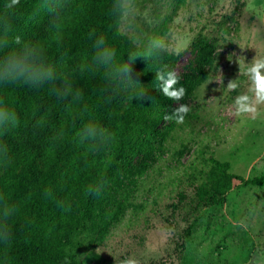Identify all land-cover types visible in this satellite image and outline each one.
Here are the masks:
<instances>
[{
  "label": "trees",
  "instance_id": "16d2710c",
  "mask_svg": "<svg viewBox=\"0 0 264 264\" xmlns=\"http://www.w3.org/2000/svg\"><path fill=\"white\" fill-rule=\"evenodd\" d=\"M9 3L0 0V37L7 23L9 39L19 35L40 50L45 62L61 80L79 89L82 98L58 100L47 84L0 87V97L20 120L15 131L0 137L8 150L7 161H0V197L16 208L7 221L10 244L0 245V264H81L67 249L66 239L90 233L103 242L123 219L144 174L133 161L154 153L156 131L174 100L157 87V64L151 60L141 57L132 65L133 79L140 83L133 88L112 82L94 63V40L99 36L116 49L118 61L126 60L130 51L143 50L116 28L112 0H67L58 18L41 6L42 0H20L12 8ZM163 59L173 70L180 55ZM205 61L202 56L197 74L181 83L185 97L205 82ZM89 123L110 136L94 150L77 137ZM211 162L196 189L200 202L227 194L235 182L264 187V174L245 179L230 173L228 163L214 158ZM90 186L99 187L100 194L89 195ZM46 190L51 195H45ZM58 202L71 210L64 211Z\"/></svg>",
  "mask_w": 264,
  "mask_h": 264
},
{
  "label": "rangeland",
  "instance_id": "374dc122",
  "mask_svg": "<svg viewBox=\"0 0 264 264\" xmlns=\"http://www.w3.org/2000/svg\"><path fill=\"white\" fill-rule=\"evenodd\" d=\"M138 8L135 33H120L139 38L140 47L170 31L186 35L190 44L173 69L177 86L197 74L202 56L206 80L169 107L167 115L187 104L184 122L164 119L154 153L134 159L144 174L123 219L103 242L90 233L71 236L67 249L81 264H119L122 257L138 264H248L264 255V187L235 182L227 194L204 202L196 189L212 158L245 179L264 174V106L256 119L238 117L232 108L247 90L238 58L250 63L264 56V0H138ZM235 79L240 88L227 91Z\"/></svg>",
  "mask_w": 264,
  "mask_h": 264
},
{
  "label": "clouds",
  "instance_id": "9594fccd",
  "mask_svg": "<svg viewBox=\"0 0 264 264\" xmlns=\"http://www.w3.org/2000/svg\"><path fill=\"white\" fill-rule=\"evenodd\" d=\"M20 3V0H10L7 7L12 8ZM41 6L54 17L58 18L61 11L67 6V0H42ZM253 7L257 5L253 3ZM139 13L138 0H112L110 14L114 19L118 30L124 32L136 31L137 16ZM3 36L0 37V87L12 85L39 88L49 86L50 94L58 100L71 99L78 101L82 98L79 89H73L67 80H61L54 68L48 65L43 53L35 47L22 42L19 35L9 39L10 25L2 24ZM134 43L140 44L139 38ZM190 44V38L178 31H170L165 36H156L142 45V51H130L127 59L117 60V51L110 46L104 36L94 40L93 61L98 67L105 69V75L114 83H119L127 88H133L140 83L133 79L132 65L138 58L151 60L157 64L155 82L160 92L169 100L180 101L187 94V89L180 85V78L168 63L164 62L166 55H180ZM239 75L247 78V90L240 92L233 101L234 115L238 117H250L256 119L261 115L260 109L264 106V56L256 55L250 63H246L243 57L238 58ZM59 81V82H58ZM240 88L238 79L230 80L227 91H237ZM144 97L143 93H140ZM190 112L187 104H180L171 115H165V120H175L183 123ZM20 125L17 113L12 110L5 98L0 97V137L15 131ZM78 140L89 149H95L98 144L107 142L109 134L95 123L85 125L77 132ZM8 150L6 145L0 143V161H7ZM89 195L100 194L99 187L90 186L87 189ZM45 195H51L46 190ZM58 206L64 211H70V205L58 202ZM16 213L15 206L9 204L0 197V245L8 246L11 240V232L7 221ZM171 234V230H170ZM100 250L97 249V252ZM82 260L83 257H80ZM119 264H138L133 257H122ZM248 264H264V255H255Z\"/></svg>",
  "mask_w": 264,
  "mask_h": 264
}]
</instances>
